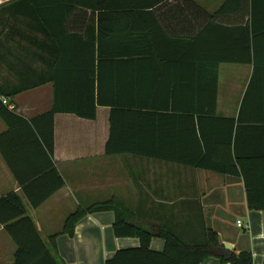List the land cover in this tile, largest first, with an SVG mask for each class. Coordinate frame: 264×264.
I'll list each match as a JSON object with an SVG mask.
<instances>
[{"label":"trees","instance_id":"trees-1","mask_svg":"<svg viewBox=\"0 0 264 264\" xmlns=\"http://www.w3.org/2000/svg\"><path fill=\"white\" fill-rule=\"evenodd\" d=\"M241 4L226 0L216 16L240 11ZM251 4L255 18V0ZM137 8L135 0H14L0 7V50L18 79L13 86L0 85V119L7 127L0 134V153L30 205L40 207L65 186L54 160L56 114L94 120L98 107H108L107 156L132 154L241 177L249 210L264 212V117L247 119L243 110L237 119L217 117L219 64H250L251 45L249 58H212L195 49L197 37L186 41L173 61L160 49L129 48L123 43L131 34L114 32L107 23L120 15L114 12ZM46 84L54 87V106L31 120L2 101ZM246 103L247 97L243 107ZM100 212L115 213L116 237L140 241L105 264H202L209 258L255 264L251 253L225 249L202 209L183 216L174 211L171 219L158 221L161 233L154 236L128 222L130 211L112 199L78 209L64 230L72 237L82 218ZM0 224L17 247L13 264H60L52 255L55 237L51 245L41 238L17 193L0 198ZM154 237L164 240L163 251L151 249Z\"/></svg>","mask_w":264,"mask_h":264},{"label":"crops","instance_id":"crops-1","mask_svg":"<svg viewBox=\"0 0 264 264\" xmlns=\"http://www.w3.org/2000/svg\"><path fill=\"white\" fill-rule=\"evenodd\" d=\"M225 1L135 0L137 10L114 12L120 15L114 14L115 19L107 23V28L130 33L128 43H123L129 44V48L160 49L170 55L171 61L180 57L182 53L178 51H184L186 41L197 37L200 38L195 49L207 51L212 58H249L250 44V64H219L217 117L237 119L243 110L247 119L263 118L264 0H255V18L251 15V0H243L240 11L216 16ZM85 28L82 22L79 32L84 34ZM141 35L145 42L139 41ZM0 54V85L13 86L18 79L6 64L10 58H3V49ZM178 73L177 68L172 75ZM6 100L10 109L31 120L53 108L54 87L46 84ZM110 116L108 107H98L94 120L70 113L56 114L54 160L65 186L36 209L0 153V198L11 192L21 197L41 238L51 245L55 237L57 248L52 255L60 264H105L119 250L140 246L137 238L115 236L114 212L85 216L77 223L72 237L64 230L67 218L78 209L112 199L119 200L130 211L128 222L148 231L158 221L171 219L174 211H182L183 216L187 210L202 209L207 225L217 232L222 244L232 246L231 252H249L255 264H264V212L249 210L241 177L132 154L107 156ZM6 130L0 119V134ZM22 170L29 171L24 165ZM238 221L246 228H239ZM164 245L163 239L154 237L151 249L163 251ZM16 251L14 241L0 224V264H13ZM202 264L224 263L209 258Z\"/></svg>","mask_w":264,"mask_h":264},{"label":"water","instance_id":"water-1","mask_svg":"<svg viewBox=\"0 0 264 264\" xmlns=\"http://www.w3.org/2000/svg\"><path fill=\"white\" fill-rule=\"evenodd\" d=\"M150 232L154 235V236H159L160 233H161V225L160 224H157V225H153L151 226L150 228ZM225 249L228 250V251H231L232 250V246L225 243L223 244Z\"/></svg>","mask_w":264,"mask_h":264},{"label":"built area","instance_id":"built-area-1","mask_svg":"<svg viewBox=\"0 0 264 264\" xmlns=\"http://www.w3.org/2000/svg\"><path fill=\"white\" fill-rule=\"evenodd\" d=\"M2 101H3V103L5 104V105H9L8 104V101L6 100V99H4V98H2ZM13 108V107H12ZM238 227L239 228H241V229H243V228H246V225L242 222V221H238Z\"/></svg>","mask_w":264,"mask_h":264},{"label":"rangeland","instance_id":"rangeland-1","mask_svg":"<svg viewBox=\"0 0 264 264\" xmlns=\"http://www.w3.org/2000/svg\"><path fill=\"white\" fill-rule=\"evenodd\" d=\"M6 0H0V7H2L3 5H6L8 2H5ZM10 3V2H9ZM2 4V6H1Z\"/></svg>","mask_w":264,"mask_h":264}]
</instances>
